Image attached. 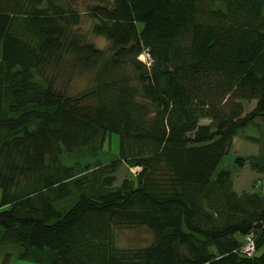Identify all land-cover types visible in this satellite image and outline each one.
<instances>
[{
  "label": "trees",
  "instance_id": "1",
  "mask_svg": "<svg viewBox=\"0 0 264 264\" xmlns=\"http://www.w3.org/2000/svg\"><path fill=\"white\" fill-rule=\"evenodd\" d=\"M108 1L90 12L101 48L69 0H0V245L42 264H264V193L221 167L264 119V0ZM68 58L93 68L72 95L46 73ZM245 160L264 173V143ZM122 164L138 169L115 184ZM137 225L152 240L118 244Z\"/></svg>",
  "mask_w": 264,
  "mask_h": 264
},
{
  "label": "rangeland",
  "instance_id": "2",
  "mask_svg": "<svg viewBox=\"0 0 264 264\" xmlns=\"http://www.w3.org/2000/svg\"><path fill=\"white\" fill-rule=\"evenodd\" d=\"M73 8L79 12V22L74 25V30L81 34L84 41L92 42L95 46L105 48L109 44V40L101 35L94 33L92 26L94 17L91 15V7L98 3L109 5L108 0H69ZM144 55L146 60L149 55L146 52L141 53L139 58ZM56 64H49L46 67L48 77H52L54 84L57 88L65 90L68 94H74L83 91L91 85V75L93 68H84L72 66L71 59H61L54 62ZM255 99L249 101H242L243 111L242 114L251 110L255 105ZM203 122L209 121L208 118L201 119ZM256 140L251 139V137ZM119 134L112 132L107 135L103 144L102 150L98 152V157L105 161L118 153L119 149ZM264 143V119L262 117L255 118L254 122L244 127L233 138V142L229 150L225 153L221 167L229 169L233 176V186L237 191L242 189L258 190L264 193V173L251 169L248 161H244L242 165H238L236 161L237 156H247L251 153H256L261 144ZM94 158L85 156L81 161H92ZM138 169L137 166H128L122 164L116 172L115 184H120L123 178L134 176V172ZM1 207V205H0ZM116 238L120 245H145L152 240V232L149 228L143 225L134 227H116ZM245 240V239H244ZM264 247V246H263ZM261 248L259 252L264 249ZM21 247L14 242L2 243L0 245V264L7 258L6 264H42L39 260L19 256L18 253ZM254 250V247L252 251Z\"/></svg>",
  "mask_w": 264,
  "mask_h": 264
},
{
  "label": "built area",
  "instance_id": "3",
  "mask_svg": "<svg viewBox=\"0 0 264 264\" xmlns=\"http://www.w3.org/2000/svg\"><path fill=\"white\" fill-rule=\"evenodd\" d=\"M253 247H254L253 237H252V235H247V242L245 244L244 249L247 252H250V251H252Z\"/></svg>",
  "mask_w": 264,
  "mask_h": 264
},
{
  "label": "bare ground",
  "instance_id": "4",
  "mask_svg": "<svg viewBox=\"0 0 264 264\" xmlns=\"http://www.w3.org/2000/svg\"><path fill=\"white\" fill-rule=\"evenodd\" d=\"M141 58L144 59V55H142Z\"/></svg>",
  "mask_w": 264,
  "mask_h": 264
}]
</instances>
